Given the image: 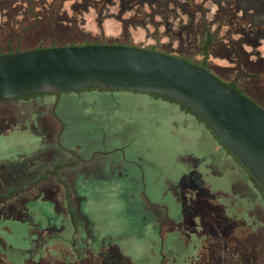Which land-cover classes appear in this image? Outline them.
<instances>
[{
    "label": "rangeland",
    "instance_id": "374dc122",
    "mask_svg": "<svg viewBox=\"0 0 264 264\" xmlns=\"http://www.w3.org/2000/svg\"><path fill=\"white\" fill-rule=\"evenodd\" d=\"M12 1L15 2L0 0V55L38 47L113 44L155 49L197 65L201 62L199 42L183 45L191 50V55L154 48L147 42L153 31L145 26L138 35H134L136 30H123L116 35L96 27L86 30L75 22L84 18V13L87 15V11L79 10L82 5L77 0L74 10L70 9L71 0H27L28 12L20 3L12 6ZM100 2L95 6L97 11L103 8ZM62 7L66 14L61 12ZM112 16L116 17V13ZM37 18L43 22H36ZM68 20L75 25H64ZM134 23L146 24L129 22ZM182 27L176 25L174 32H184ZM199 29H193L194 33ZM263 52L264 46L256 54L263 56ZM252 53L255 50L250 48L251 58L239 59L251 77L236 86L264 107V57ZM204 65L223 81L234 78L231 70H217L209 61ZM55 99L54 95H43L0 105V164L15 165L17 157L26 158L46 139L57 137L60 126L59 131L64 134L76 132L80 138L87 137V151L73 154L78 165L87 164V180L79 186L82 188H43V196L40 188H29L30 202L18 207L24 217L20 221L0 219V259L7 264H106L118 263L115 256L122 254L136 259V264H181L186 261L182 256L187 254L190 263L202 260L206 253L200 251L201 258L195 256L191 246H186V239L198 229L193 223L190 225L189 217L200 218L206 214V207L200 205L199 196L183 207L186 191L179 189L177 181L181 174H189L190 169L199 168V164L213 157L209 151L213 143L207 141L204 126L177 105L143 93L83 91L63 93L59 101ZM59 145L70 151L68 143L62 141ZM78 145L79 142H72V146ZM121 151L122 156L117 153ZM64 160L65 155H61L59 164ZM216 179L209 176L203 181L212 183ZM184 184L189 185L187 181ZM40 200L53 202V207ZM216 203L224 206L222 218L231 222L228 202H210L207 214L217 211ZM162 207L169 210L166 214L164 210V216L171 222L157 236V227L164 220ZM180 214L186 222L184 243L178 238L180 229L175 222ZM218 215L215 212L212 217Z\"/></svg>",
    "mask_w": 264,
    "mask_h": 264
},
{
    "label": "crops",
    "instance_id": "0c3cea01",
    "mask_svg": "<svg viewBox=\"0 0 264 264\" xmlns=\"http://www.w3.org/2000/svg\"><path fill=\"white\" fill-rule=\"evenodd\" d=\"M104 2L103 8L97 11L95 6H91L87 9V15L83 12L85 17L75 22H78L86 30L96 27L110 35H116L123 30L132 32L136 30L134 35H138L140 33L138 30L145 26L144 28L153 31L147 39L150 45L154 48L162 47L169 52L179 50L181 54L191 55V50L185 46L199 42L197 47H200L198 52L199 58H201L200 64H208L209 61L214 64L213 67L219 69L235 64L232 72H235L236 76L251 77V75L244 76L246 73L241 71L242 63L239 59L250 56L248 54L250 48L263 45L252 41L248 33L252 31L254 24L252 22H264V6H259L257 12H254L256 8H253L252 5H243L235 12L236 17L242 19V22L234 23L210 21L214 7L209 4L201 6L200 0H104ZM93 3H98V0H93ZM205 9L208 14L204 16L202 13L206 11ZM64 11L65 8L62 7L61 12L65 13ZM115 13L116 17L112 16ZM255 17L260 21H254ZM65 22L68 23L64 25H75L72 20ZM129 22H146V24H129ZM179 24L183 25L182 28L185 31L179 30L175 33L174 29ZM196 28H200L199 32L197 30L194 33L193 29ZM162 29H166L165 32L162 33ZM168 29H172L171 32ZM229 31L231 33L224 37L227 35L225 32L229 33ZM259 49H256L252 54L256 56ZM148 50L155 51V49ZM12 101L1 102L0 105ZM206 137L209 143H213L209 146L213 157L208 158L206 162H203L202 158L203 164H199V168L190 169L189 174L184 172L189 180H196L195 187L193 184H184L183 187H180L181 191H186L182 196L183 207L196 196L201 198V206L206 207L205 215L199 213L202 215L201 219L197 216L196 219L189 217L190 225L193 223L199 232H196L198 229L193 230V238L186 239V246H191L195 251V256L201 258L200 255L198 256L200 251H204L206 254L202 256V260L199 259L196 263L188 262L187 254H184L182 258L186 261L181 264H264V199L254 187L243 167L235 162L231 155H227L209 133ZM55 138L46 139V143L42 142L41 148L39 146L36 150L30 151L26 158L24 156L17 157L15 165L0 164V219L20 221L24 217L19 213L18 207L20 208L24 202H30L28 201L29 188H40V196L44 194L42 190L45 189L43 188L48 187L82 188L79 186L87 180L85 166L87 164L78 165L74 157L68 154L65 155L67 160H64V164H59L61 153L57 146V138ZM85 140L87 143V137H79L74 141L80 144ZM81 151H87V148L75 150L74 153ZM50 153L53 159L50 158ZM32 156L35 158L33 159ZM191 159L195 160V158ZM69 161L70 164H66ZM201 167H204L203 171H201ZM209 176H215L217 179L212 183L204 182L203 180H207ZM75 195L77 196V194ZM17 196L20 197L19 200L15 199ZM217 201L228 202L231 222L222 218L223 205L216 203L217 211L207 214L209 203ZM40 202L49 204L50 208L54 204L48 200H40ZM215 212L219 213L218 217H212ZM185 216L188 217V215ZM170 222L171 218L163 220L154 235L160 236L161 229H167ZM175 222L178 224L177 229H180L178 238H181L180 240L184 243L185 233H187L184 216L177 215ZM217 227L220 229L217 230ZM8 234L11 237V233ZM166 256L170 257L168 254ZM115 257L118 258V263L106 264H136L137 261L136 259L130 260L129 256L122 254L120 257L116 254ZM81 259L82 257L79 258V260Z\"/></svg>",
    "mask_w": 264,
    "mask_h": 264
},
{
    "label": "water",
    "instance_id": "95a60500",
    "mask_svg": "<svg viewBox=\"0 0 264 264\" xmlns=\"http://www.w3.org/2000/svg\"><path fill=\"white\" fill-rule=\"evenodd\" d=\"M89 90L155 95L185 108L264 192V110L197 64L113 44L0 55V103L49 93L57 99L63 93ZM52 116L56 119L53 111Z\"/></svg>",
    "mask_w": 264,
    "mask_h": 264
},
{
    "label": "flooded vegetation",
    "instance_id": "af4514ba",
    "mask_svg": "<svg viewBox=\"0 0 264 264\" xmlns=\"http://www.w3.org/2000/svg\"><path fill=\"white\" fill-rule=\"evenodd\" d=\"M11 1V0H8V2ZM22 1V0H21ZM18 1V0H15L11 2L12 6H15V5H18V3H20L21 6H24L26 11L28 12V10L30 9V6L28 5V2L27 0H24V1ZM69 0H63L62 2H67ZM72 3L70 5V9L71 10H74L73 8L76 7V3L75 2L76 0H71ZM79 1V5H82V7H79V8H82V9H79V10H82V12H86L88 8H90L91 6H96L98 5V3H93V0H77ZM231 1V2H230ZM100 4H104L105 5V2L104 0H101ZM205 4H209L211 6L214 7V12L212 13V16L210 17V21L212 22H234V23H238V22H242V19L236 17V11L240 8H242L243 5H252L253 8H256L254 12H257V10L259 9V6H264V0H246L244 2V0H200V5L203 6ZM206 10V9H205ZM259 12V11H258ZM204 16L208 14L207 10L206 11H203L202 13ZM261 14V13H259ZM241 17V15H240ZM252 18V17H251ZM263 19H264V14H263ZM42 20H40L39 18H37L36 22H40ZM254 21H260L258 20V18L255 17V20ZM43 22V21H42ZM47 22H50V21H47ZM254 23L253 24V28H252V31H250L248 33V36L251 38V40L257 42V43H262L264 46V22H252ZM257 23V24H255ZM231 32L229 31L228 32H225V34L227 35H224V37L228 36ZM261 45H258V46H255L253 49L256 50V49H259L260 47H262ZM264 53V52H263ZM256 56H258V58H263L264 57V54L263 56L261 55H258L256 54ZM179 59H183L184 61H188L184 58H180L178 57ZM262 61V60H261ZM260 61V62H261ZM263 63V61H262ZM251 64V63H250ZM235 65V64H234ZM234 65H232L231 67H227V68H218L216 67L217 70H221L223 72H228V70H233L234 69ZM252 66V64L250 65ZM249 66V67H250ZM203 67L205 70H207L208 72H210V70L207 68L206 65L203 64ZM241 71L242 72H245L246 74L244 75L245 77L248 76L250 74L249 71H246V69H244V65L242 63L241 65ZM211 74H213L217 79H219L221 82H223L227 87H231L230 89H233L236 93L246 97L248 100H250L252 103H254L255 105H257L258 107H260L261 109L264 110V107L262 105H259L258 103H256L248 94L242 92L240 90V88H238L236 85L237 84H241L242 81L243 82H246L247 79L243 77V75H240V77L236 76L234 73L235 72H232L234 74V78L232 80H230L229 82L227 81H223L218 75L210 72ZM56 97V96H55ZM59 129H60V126L58 127V131L56 133V135L58 136V147H59V150H60V153L61 155H70V156H73V153L75 152V150H79V149H83L86 147V140L83 142V143H80L78 146H72V142L75 140V139H78L79 138V134H77L76 132H68L66 134L63 133V131H61L59 133ZM57 138V137H56ZM81 138H85V137H81ZM64 141L65 144H69V150H63L59 144H61V142ZM71 148H73V150H71ZM87 148H89V145H87ZM119 155L123 154V151L121 152H117ZM50 158L53 159V156L52 154L50 153L49 154ZM72 161V160H71ZM64 164V163H63ZM66 164H70V161L67 162ZM66 166V165H65ZM187 181L189 184H193V187L196 186V180H189V177L186 176V174H181L180 175V179L177 181V185L180 189V187H183L184 186V182ZM201 205V204H200ZM160 210L163 212V216H164V210H165V214L166 213H169V210L167 208L164 209V207L160 208ZM13 212V211H12ZM194 212V211H192ZM68 214V212H67ZM166 216H164L165 218ZM165 220V219H164ZM0 264H7L6 261L4 259H0ZM27 264V263H25Z\"/></svg>",
    "mask_w": 264,
    "mask_h": 264
},
{
    "label": "trees",
    "instance_id": "16d2710c",
    "mask_svg": "<svg viewBox=\"0 0 264 264\" xmlns=\"http://www.w3.org/2000/svg\"><path fill=\"white\" fill-rule=\"evenodd\" d=\"M88 45V44H87ZM69 47H71V45H69ZM52 48V47H51ZM36 49H41V48H35V50ZM187 62H189V63H192V62H190V61H187ZM199 67H201V68H204L203 67V65L202 64H199L198 65ZM229 87V86H228ZM229 88H231V87H229ZM231 90H233V89H231ZM91 91H95V92H99V93H101V92H107V93H112V92H117L116 90H89V91H87V92H91ZM234 91V90H233ZM80 92H83V91H80ZM85 92V91H84ZM235 92V91H234ZM76 93H79V92H76ZM132 93H136V92H132ZM43 95H54L55 96V94H52V93H49V94H43ZM43 95H35V96H27V97H22V98H20V99H18V100H28V99H32V98H35V97H38V96H43ZM148 96H150V97H152V98H155V99H161V100H163V101H166V102H169V103H172V104H175L174 102H172L171 100H168V99H165V98H162V97H158V96H155V95H148ZM175 105H177L178 107H179V109L181 110V111H183V112H185V113H187V114H189V115H191L192 117H194L195 119H196V121L198 122V123H200V124H202V122L194 115V114H192L190 111H188V110H186L185 108H183V107H181V106H179L178 104H175ZM203 126H204V124H202ZM204 128L207 130V132L211 135V137L222 147V149L225 151V153L227 154V155H229L230 156V153L223 147V145H222V143L221 142H219L217 139H216V137L210 132V130L207 128V127H205L204 126ZM232 159L235 161V162H237L233 157H232ZM247 176L249 177V179L252 181V183H253V185H254V187L257 189V191L260 193V195L263 197V199H264V192L260 189V187L254 182V180H253V178L249 175V174H247Z\"/></svg>",
    "mask_w": 264,
    "mask_h": 264
}]
</instances>
